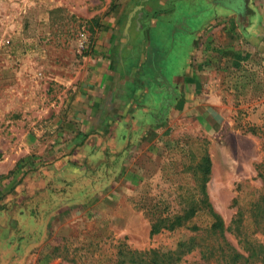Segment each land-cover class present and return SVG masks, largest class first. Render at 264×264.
Returning a JSON list of instances; mask_svg holds the SVG:
<instances>
[{
    "label": "crops",
    "instance_id": "crops-1",
    "mask_svg": "<svg viewBox=\"0 0 264 264\" xmlns=\"http://www.w3.org/2000/svg\"><path fill=\"white\" fill-rule=\"evenodd\" d=\"M101 24L54 122L2 150L0 264L52 263L56 233L189 162L191 136L210 140L201 161L229 162L248 134L226 87L264 55V0H123Z\"/></svg>",
    "mask_w": 264,
    "mask_h": 264
},
{
    "label": "rangeland",
    "instance_id": "rangeland-1",
    "mask_svg": "<svg viewBox=\"0 0 264 264\" xmlns=\"http://www.w3.org/2000/svg\"><path fill=\"white\" fill-rule=\"evenodd\" d=\"M121 2L0 0V159L2 150L21 145L24 129L34 131L54 122L55 107L69 88L67 80L82 64L104 18ZM262 60L264 55H255V68L245 73L251 79L248 85L226 87L235 125L248 134L232 135L237 149L229 162H211L206 191L212 211L201 202L203 175L198 167L210 140L191 136L189 162H173L159 173L158 181L128 194L108 215L92 216L81 229L61 235L51 231L54 243L46 249L56 257L49 264H117L118 250L126 247L184 250L175 264H264V219L258 217L264 209V188L256 170L264 162ZM50 110L52 117H46ZM193 208L192 215L171 228L149 235L151 218L168 215L171 221ZM212 212L228 227L224 236L211 230ZM246 241L261 245L255 247L258 257L235 261L228 256L230 247L247 254Z\"/></svg>",
    "mask_w": 264,
    "mask_h": 264
},
{
    "label": "trees",
    "instance_id": "trees-1",
    "mask_svg": "<svg viewBox=\"0 0 264 264\" xmlns=\"http://www.w3.org/2000/svg\"><path fill=\"white\" fill-rule=\"evenodd\" d=\"M250 132L254 134L253 130H250ZM261 166L262 168H260ZM198 167L200 168L201 173L203 175L201 178V186H200L203 192V197L201 199V202L202 204L207 206L210 211H212L210 202L208 200L207 191H206V183H207L208 174L211 168V162L209 160V157L208 156L204 157L203 162L199 163ZM256 170H257L258 176L262 179V188H264V162H261V164H258L256 166ZM261 196H264V194H262ZM254 207L256 208L259 207V202L255 203ZM194 210L195 209L193 208L189 212H186L185 214H182V215L177 214L175 216H172L173 220L171 221H170V216L168 215L166 216L159 215V216H155L154 218H151L150 227H149V235H153L158 232H161L164 229L171 228L174 223H178L179 221L182 220V218L192 215L194 213ZM212 213L214 217V222L211 224V227H210L211 230L212 231L217 230L219 233H222V236H224L223 232L228 227L224 226L222 219L216 213L214 212ZM239 214L240 213H238V217L232 219L233 224L236 223L237 220H239ZM258 217L261 220L264 219V209H261L258 211ZM236 229H237V225H236ZM236 231H238V229ZM246 242L249 244V246L248 248H246V250L244 249V247L243 249L244 251L247 252V254L237 251L234 247H230L231 250L228 256L235 259V261H237L239 258L247 259L251 255L253 257H258L256 256L258 255V251L256 250L257 248L255 247H258V246L260 247L261 245L254 241H251V242L246 241ZM118 251L119 252H118L117 264H124L125 262L130 263V264H175L179 261L181 255L184 254L185 252L184 250H180L179 248L175 250H171V251L170 250L164 251L157 247L150 248V249H144V250H138V249H132L130 247H126V250L119 249Z\"/></svg>",
    "mask_w": 264,
    "mask_h": 264
},
{
    "label": "built area",
    "instance_id": "built-area-1",
    "mask_svg": "<svg viewBox=\"0 0 264 264\" xmlns=\"http://www.w3.org/2000/svg\"><path fill=\"white\" fill-rule=\"evenodd\" d=\"M81 36H83V33H81Z\"/></svg>",
    "mask_w": 264,
    "mask_h": 264
}]
</instances>
